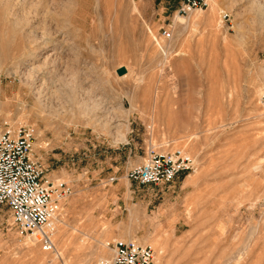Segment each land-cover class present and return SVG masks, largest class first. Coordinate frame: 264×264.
<instances>
[{"label": "rangeland", "instance_id": "obj_1", "mask_svg": "<svg viewBox=\"0 0 264 264\" xmlns=\"http://www.w3.org/2000/svg\"><path fill=\"white\" fill-rule=\"evenodd\" d=\"M252 2L215 0L212 11L209 0L181 15L179 0H52V42L19 66L54 57L56 83L74 67L79 103L94 90L99 106L41 114L10 58L0 61V129L30 127L44 179L70 189L55 202L53 252L20 235L0 205V264H99L116 239L150 245L152 264H264V24ZM151 147L182 148L193 169L137 185L129 170Z\"/></svg>", "mask_w": 264, "mask_h": 264}, {"label": "built area", "instance_id": "obj_2", "mask_svg": "<svg viewBox=\"0 0 264 264\" xmlns=\"http://www.w3.org/2000/svg\"><path fill=\"white\" fill-rule=\"evenodd\" d=\"M209 0H179L177 13L184 15L206 9ZM159 39L170 38L162 29ZM264 106V97L259 99ZM33 130L28 126L0 129V205L10 211L20 235L37 244L44 252H53L57 199L70 191L63 183L44 179L42 165L34 157ZM193 159L182 148L165 151L149 148L141 165L129 170L128 178L137 185H167L193 169ZM155 251L135 240L116 239L111 243V257L99 264H152Z\"/></svg>", "mask_w": 264, "mask_h": 264}, {"label": "bare ground", "instance_id": "obj_3", "mask_svg": "<svg viewBox=\"0 0 264 264\" xmlns=\"http://www.w3.org/2000/svg\"><path fill=\"white\" fill-rule=\"evenodd\" d=\"M211 2V9L213 11L215 10V0H211ZM50 3H52V0H0V40L9 42V47L6 50L0 52V61L7 59V57L10 58L13 65V67L11 66V74L18 78L19 88L27 90L39 103L38 111L41 112V114L44 113L46 115L58 116L65 113L74 116L76 112L77 115L85 117L88 116V114L93 109H95L99 102L94 101L95 98L92 97L94 96V90H87V93H90L92 96L88 98V101L85 100L84 102L81 101V103H79L80 100L78 101L75 95H78L80 90L84 91L85 87H83L82 84L77 83L78 79H76V76L79 74L76 75L77 70L74 67L67 68V75L70 77L68 81H64L66 80L64 79L66 74H63V78H59L60 80L58 83H56L55 78L53 79L51 75L52 69H50V67H46L48 63L50 64L55 62L56 59L54 57H43V61L41 63L43 66L36 65L35 67L29 68H27L25 65L23 68H20L19 66L20 63L18 59L20 57H25L24 62L32 61L33 59L39 57L42 53L41 51L47 48L50 45L49 43L52 42L51 38L54 36V32L50 31L47 24L51 18L53 19V15L51 14L53 7L50 5ZM260 5L261 4H259V2L254 0V3L252 2L251 4V10L255 15L256 20L259 21V23L264 24L263 9L261 8L262 5ZM63 7L65 8V6ZM64 8L62 9L63 12ZM132 9L137 12L135 5ZM212 11L210 15L213 17L215 13L212 14ZM177 19L179 21H183V17L177 16ZM210 22L212 21L208 20L209 25ZM37 28L40 30L39 36L36 33ZM0 44L2 45V43ZM75 61H77V57ZM43 69L45 70V73L42 74L39 71L41 70L42 72L44 71ZM56 75L58 77V75L61 74L58 72ZM81 75H83V73H81ZM69 83H72V85L66 88L69 86ZM82 95L84 94L82 93ZM54 101L55 104L53 103ZM89 101H91V103ZM72 104L77 105L76 109H73L74 106L72 107ZM96 120L98 119L96 118ZM97 125L103 126L100 123ZM116 138L119 140L124 139L122 134H117ZM29 241L31 240L29 239Z\"/></svg>", "mask_w": 264, "mask_h": 264}, {"label": "water", "instance_id": "obj_4", "mask_svg": "<svg viewBox=\"0 0 264 264\" xmlns=\"http://www.w3.org/2000/svg\"><path fill=\"white\" fill-rule=\"evenodd\" d=\"M126 72V69L124 67H119L116 69L117 75H123Z\"/></svg>", "mask_w": 264, "mask_h": 264}]
</instances>
